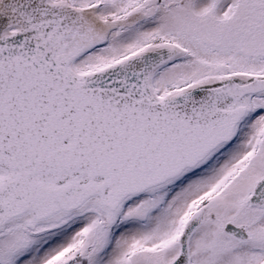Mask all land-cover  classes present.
<instances>
[{
	"label": "snow or ice",
	"instance_id": "obj_1",
	"mask_svg": "<svg viewBox=\"0 0 264 264\" xmlns=\"http://www.w3.org/2000/svg\"><path fill=\"white\" fill-rule=\"evenodd\" d=\"M0 264H264V0H0Z\"/></svg>",
	"mask_w": 264,
	"mask_h": 264
}]
</instances>
